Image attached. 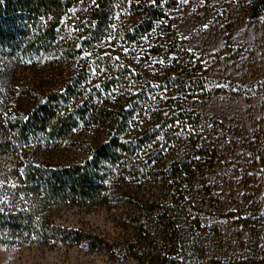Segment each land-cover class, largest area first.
Wrapping results in <instances>:
<instances>
[{"label":"trees","instance_id":"obj_1","mask_svg":"<svg viewBox=\"0 0 264 264\" xmlns=\"http://www.w3.org/2000/svg\"><path fill=\"white\" fill-rule=\"evenodd\" d=\"M166 1L0 0V155L19 154L0 168V243L39 232V241H88L118 264H237V231L212 216L256 227L264 196L240 198L234 174L218 170L222 144L197 134L200 113L173 97L197 96L204 80L197 60L172 57L178 43L166 31ZM250 2V16L260 17L264 0ZM150 55L167 65L159 75L144 68ZM19 71L63 79L41 94L17 84ZM164 85L171 92L153 97ZM69 140L81 159L28 155L34 147L48 158ZM55 204L119 209L124 237L109 243L61 227L51 219Z\"/></svg>","mask_w":264,"mask_h":264},{"label":"rangeland","instance_id":"obj_2","mask_svg":"<svg viewBox=\"0 0 264 264\" xmlns=\"http://www.w3.org/2000/svg\"><path fill=\"white\" fill-rule=\"evenodd\" d=\"M250 1L187 0L185 3L184 0H169L165 3L168 6V18L165 20L169 26L166 31L170 34L169 38L178 43L176 54L172 57L197 60V73H201L204 80L202 87L194 92L197 96L187 98L186 94L175 91L172 95L180 96L178 100L183 99L178 102L179 105L191 103L200 113V120L204 124L197 125V134L206 141L217 138L222 144L221 154H224L225 163L218 170L234 174L231 178L235 181L231 184L244 201L259 200L264 196V8L260 17H251ZM205 24L208 25L207 29L203 27ZM157 35L162 38L164 33L158 31ZM125 51L126 57H131L133 49L126 48ZM155 59L151 55L145 57L144 62L147 63L144 68L151 75H159L161 69L167 68L166 64ZM16 78L18 85L32 84V88L41 94L56 88L63 79L56 74L45 81L43 77L37 79L28 76L25 71H19ZM162 87L166 89L153 91V97L171 90L165 85ZM23 101L21 107L26 108L27 98ZM171 147L166 145L165 151L170 152ZM30 151L28 155L33 152L35 159H46L53 164L79 160L83 154L78 142L71 140L48 158L45 154L47 150L33 147ZM17 156V153L13 156L0 155V168L5 161H16ZM1 180L0 177V188L6 184ZM0 202H7L6 196L0 195ZM258 204L262 208L264 202L261 200ZM58 206L79 207L55 204L50 211L55 223ZM108 210L114 213L113 218L118 222L122 214L120 210ZM222 214L212 218L224 231H237V235H233L237 238L236 244H239L235 250L240 254L237 264H264V222L260 223L263 226L242 228L232 217L226 218ZM25 240L9 239L0 246L18 245ZM64 245L71 247L75 244ZM113 259L109 258L110 264H118ZM123 264H130V261Z\"/></svg>","mask_w":264,"mask_h":264},{"label":"clouds","instance_id":"obj_3","mask_svg":"<svg viewBox=\"0 0 264 264\" xmlns=\"http://www.w3.org/2000/svg\"><path fill=\"white\" fill-rule=\"evenodd\" d=\"M113 216L114 213L101 205L58 206L54 219L61 227L82 229L114 243L123 239L125 230ZM0 264H110V260L107 252L91 249L88 241L69 247L59 242L41 243L32 237L18 245L0 246ZM130 264H135L134 258H130Z\"/></svg>","mask_w":264,"mask_h":264},{"label":"snow or ice","instance_id":"obj_4","mask_svg":"<svg viewBox=\"0 0 264 264\" xmlns=\"http://www.w3.org/2000/svg\"><path fill=\"white\" fill-rule=\"evenodd\" d=\"M151 2L153 3V4H155V2H156V0H151ZM184 2L185 3H187V0H184ZM234 2H238V0H234ZM205 29H207L208 28V25L207 24H205L204 26H203ZM226 86V85H225ZM35 237H37V238H42L41 237V234L39 233V232H36L35 234H33ZM0 242H2V241H0Z\"/></svg>","mask_w":264,"mask_h":264}]
</instances>
